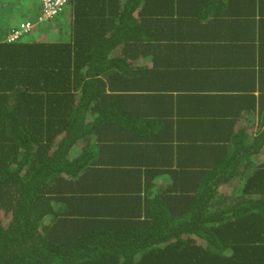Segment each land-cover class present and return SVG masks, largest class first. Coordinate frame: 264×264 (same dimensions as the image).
<instances>
[{
  "label": "trees",
  "instance_id": "trees-1",
  "mask_svg": "<svg viewBox=\"0 0 264 264\" xmlns=\"http://www.w3.org/2000/svg\"><path fill=\"white\" fill-rule=\"evenodd\" d=\"M21 2L0 0V264H264V0H68L7 41Z\"/></svg>",
  "mask_w": 264,
  "mask_h": 264
},
{
  "label": "crops",
  "instance_id": "crops-1",
  "mask_svg": "<svg viewBox=\"0 0 264 264\" xmlns=\"http://www.w3.org/2000/svg\"><path fill=\"white\" fill-rule=\"evenodd\" d=\"M29 3H30L29 4L30 6L28 5L27 9L31 10L33 5H32L31 2H29ZM22 12H24V10ZM38 13H39V7L37 5V12L36 13L35 12H26V13H23V14H33L34 18H36ZM64 17H65L64 15L62 17L61 16L60 17H56V19L58 18L57 20H55V26L56 27L63 25L61 23V21L63 20ZM201 29H203V28L201 27ZM208 29H209L210 32L207 33V34H206V32L198 33V35H201V36H197L195 34H193L192 36H186V42L188 43L187 46L192 48V49H187L188 47L182 48L183 52L186 55H192L194 57L195 56L196 57L199 56L200 58L201 57H203V58H205V57L208 58L209 57V55L211 54V51H210L211 47L209 48V46L220 44V41H216V40H219V39L215 38V37H218V36H216L214 34L213 28L211 27V25H209ZM218 35L220 36V33ZM210 57H211V55H210ZM210 60H211V58H210ZM251 114H253V113H251ZM253 119H257V117L255 116ZM166 179H168V174L162 173V174H160V175H158L156 177V182L164 183Z\"/></svg>",
  "mask_w": 264,
  "mask_h": 264
},
{
  "label": "built area",
  "instance_id": "built-area-1",
  "mask_svg": "<svg viewBox=\"0 0 264 264\" xmlns=\"http://www.w3.org/2000/svg\"><path fill=\"white\" fill-rule=\"evenodd\" d=\"M39 7V14L36 21L24 20L19 22L7 35L6 40L11 41L34 28L38 23L54 18L62 13L67 6L68 0H34Z\"/></svg>",
  "mask_w": 264,
  "mask_h": 264
},
{
  "label": "rangeland",
  "instance_id": "rangeland-1",
  "mask_svg": "<svg viewBox=\"0 0 264 264\" xmlns=\"http://www.w3.org/2000/svg\"><path fill=\"white\" fill-rule=\"evenodd\" d=\"M26 1L27 2H31L33 7H32L31 10H26L27 4H23L21 2L22 4L20 3L21 5L20 4L19 5L24 10V13H26V12H35L36 13L37 12V4H36V2L34 0H26ZM23 18L24 19H32L30 16H25ZM54 19H55V17L51 18V19H48L45 22H42L40 24H37L33 29L29 30V32H31L33 35H38V34H40L42 32L44 33V31L47 30V28L49 27V24L51 25L50 28L51 27L55 28L56 26H55V20Z\"/></svg>",
  "mask_w": 264,
  "mask_h": 264
},
{
  "label": "clouds",
  "instance_id": "clouds-1",
  "mask_svg": "<svg viewBox=\"0 0 264 264\" xmlns=\"http://www.w3.org/2000/svg\"><path fill=\"white\" fill-rule=\"evenodd\" d=\"M38 14H39V13H38ZM37 17H38V15H37ZM37 17H36V20H37ZM24 20H26V19H22L21 21H24ZM36 20H34V21H36ZM21 21H19V22H21ZM19 22H18V23H19ZM42 22H45V21H42ZM18 23H17V24H18ZM38 24H40V23H38ZM35 26H36V25H35ZM32 29H33V28H32ZM30 30H31V29H30ZM7 34H8V33H7ZM5 39H6V36H5Z\"/></svg>",
  "mask_w": 264,
  "mask_h": 264
}]
</instances>
